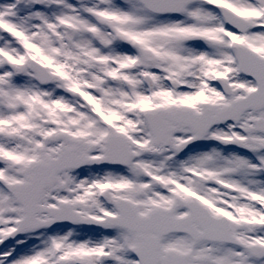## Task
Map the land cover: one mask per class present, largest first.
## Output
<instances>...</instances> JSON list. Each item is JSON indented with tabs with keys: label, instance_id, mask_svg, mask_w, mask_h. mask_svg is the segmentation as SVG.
Masks as SVG:
<instances>
[{
	"label": "snow or ice",
	"instance_id": "1",
	"mask_svg": "<svg viewBox=\"0 0 264 264\" xmlns=\"http://www.w3.org/2000/svg\"><path fill=\"white\" fill-rule=\"evenodd\" d=\"M0 264H264V0H0Z\"/></svg>",
	"mask_w": 264,
	"mask_h": 264
}]
</instances>
